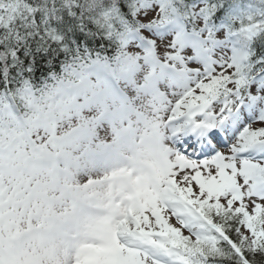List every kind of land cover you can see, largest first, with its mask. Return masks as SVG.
<instances>
[{
	"label": "snow or ice",
	"instance_id": "snow-or-ice-1",
	"mask_svg": "<svg viewBox=\"0 0 264 264\" xmlns=\"http://www.w3.org/2000/svg\"><path fill=\"white\" fill-rule=\"evenodd\" d=\"M0 264H264V0H0Z\"/></svg>",
	"mask_w": 264,
	"mask_h": 264
}]
</instances>
